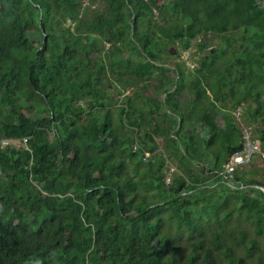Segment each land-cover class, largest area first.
Here are the masks:
<instances>
[{
	"label": "trees",
	"instance_id": "16d2710c",
	"mask_svg": "<svg viewBox=\"0 0 264 264\" xmlns=\"http://www.w3.org/2000/svg\"><path fill=\"white\" fill-rule=\"evenodd\" d=\"M239 123L264 151V0H0V264H264Z\"/></svg>",
	"mask_w": 264,
	"mask_h": 264
},
{
	"label": "built area",
	"instance_id": "2783aa9c",
	"mask_svg": "<svg viewBox=\"0 0 264 264\" xmlns=\"http://www.w3.org/2000/svg\"><path fill=\"white\" fill-rule=\"evenodd\" d=\"M3 143H6L5 141ZM259 153L264 158V152L259 148L258 141L250 137L248 131H244L242 135V147L239 150L234 151L228 157L226 166L218 174L223 179L232 177L233 172L237 169L238 165H244L251 161L253 155Z\"/></svg>",
	"mask_w": 264,
	"mask_h": 264
},
{
	"label": "rangeland",
	"instance_id": "374dc122",
	"mask_svg": "<svg viewBox=\"0 0 264 264\" xmlns=\"http://www.w3.org/2000/svg\"><path fill=\"white\" fill-rule=\"evenodd\" d=\"M193 51V50H192ZM190 54L189 53H186V54H184L183 55V58H182V60H186V59H188L187 57L189 56ZM184 56H186V58H184ZM190 58L192 57V56H189ZM193 64H194V62H192V60H187L186 61V65H187V67H188V69H191L192 68V66H193ZM106 78L107 79H109V80H111V78L108 76V75H106ZM106 85H108L109 86V83L107 82V81H105L104 82ZM131 91H132V88H130V89H128V90H125V93H131ZM180 97H182V98H184L185 97V94H184V92L183 93H181L180 94ZM233 114L235 115V117L237 118V119H239V115L235 112V111H233ZM239 126H241L243 129H242V135H243V133H244V131H248L249 132V135H250V137L251 138H253L254 140H256V137H254L253 136V134H252V130H251V128H250V126H245V125H243L242 123H239ZM21 142H24V138L23 139H19ZM258 141V140H257ZM17 143V142H16ZM256 156H258L260 159H264V158H262L261 156H260V154L259 153H256L255 152V154L253 155V157H252V161L251 162H249V163H247V164H244V165H238L237 166V168H239V167H244L245 165H254V164H256ZM227 161H228V159H227ZM226 161V162H227ZM226 162H225V164H226ZM224 164V165H225ZM226 166V165H225ZM261 166V165H260ZM224 168V167H223ZM223 170V169H222ZM172 171V168H170L169 170H168V173L169 172H171ZM231 178V177H230ZM229 179V178H228ZM227 179V180H228ZM167 181V180H166ZM262 191H264V186H258ZM247 229L249 230V233L251 234V236H255V234L252 232V230H251V226L250 225H247Z\"/></svg>",
	"mask_w": 264,
	"mask_h": 264
},
{
	"label": "clouds",
	"instance_id": "9594fccd",
	"mask_svg": "<svg viewBox=\"0 0 264 264\" xmlns=\"http://www.w3.org/2000/svg\"><path fill=\"white\" fill-rule=\"evenodd\" d=\"M184 58H186V56H184ZM25 140H24V142H21L19 139H12V143H13V145L14 146H16V147H19V146H22V145H24L25 146V143H26V138H24ZM6 142L7 143V141L6 140H3L1 143L2 144H6V143H3V142ZM256 141H257V139H256ZM17 142V143H16ZM258 143H259V141H258ZM259 148H260V143H259ZM239 150V149H238ZM264 152V151H263Z\"/></svg>",
	"mask_w": 264,
	"mask_h": 264
},
{
	"label": "crops",
	"instance_id": "0c3cea01",
	"mask_svg": "<svg viewBox=\"0 0 264 264\" xmlns=\"http://www.w3.org/2000/svg\"><path fill=\"white\" fill-rule=\"evenodd\" d=\"M236 113L238 114V112H236ZM256 159H257V163H258L260 161V158L258 156H256Z\"/></svg>",
	"mask_w": 264,
	"mask_h": 264
}]
</instances>
